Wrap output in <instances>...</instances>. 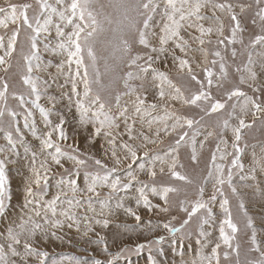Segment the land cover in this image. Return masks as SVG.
Segmentation results:
<instances>
[{
  "label": "snow or ice",
  "instance_id": "obj_1",
  "mask_svg": "<svg viewBox=\"0 0 264 264\" xmlns=\"http://www.w3.org/2000/svg\"><path fill=\"white\" fill-rule=\"evenodd\" d=\"M0 73V217L9 216L10 166L24 184L23 214L0 230V264H118L145 250L147 264H169L167 255L175 264H264V216L247 206H264V139L245 140L264 134V0H5ZM43 73L64 77L59 95ZM164 137L162 154H150ZM211 142L196 183L181 151L199 164ZM133 188L135 207L120 195ZM140 208L184 218L141 227ZM121 213L135 223L117 224L109 239ZM135 233L148 239L120 244ZM193 237L201 251L189 260L184 241ZM65 245L83 255L56 258Z\"/></svg>",
  "mask_w": 264,
  "mask_h": 264
},
{
  "label": "rangeland",
  "instance_id": "obj_2",
  "mask_svg": "<svg viewBox=\"0 0 264 264\" xmlns=\"http://www.w3.org/2000/svg\"><path fill=\"white\" fill-rule=\"evenodd\" d=\"M11 2L12 3H23V2H33L34 3V0H11ZM4 5H5V0H0V6H4ZM155 19L157 21H159L160 17L157 15ZM208 23L209 22H205L206 26ZM225 23L226 24L228 23V21L226 19H225ZM250 27L251 26L249 25V28ZM257 31H258V29H257ZM249 35H251V31L245 33V43H247V39H248ZM193 47H196V45L193 44ZM237 47H239V46H237ZM42 55H43V58L45 59V61L52 60L53 64H55L57 62V60L59 59V58H53L48 53H42ZM190 56H195L197 60L200 59V53H190ZM242 59H244V58L238 57L236 63H240V61ZM156 67L162 68L163 65L162 64L156 65ZM74 68H75V66L73 65V70H74ZM50 71L54 74L55 68H52ZM229 72H230V75H232L234 77V73L232 72V69H229ZM2 75H3V73H0V76H2ZM172 76H173V78H175L174 72L172 73ZM41 79L48 80L49 83L52 84V87L49 89L50 93L59 95L60 89L57 87V85L64 83V77L63 76L58 77L55 83L52 82L51 78L48 76L47 73L41 74ZM136 83H139V82H136ZM68 87H70V85ZM146 87L149 88L148 97H149V100H151L152 99L151 86L146 85ZM65 90H67V89H65ZM213 91L215 92V89H213ZM10 103H12V102L10 101ZM41 103L44 104L45 106H47L44 101H41ZM182 111H188V110L184 109ZM36 117H37V120L39 122V113L38 112L36 113ZM50 118L55 120V116H52ZM205 119L208 120L209 122H211L214 119V117L213 118L206 117ZM39 127H43L42 123L39 124ZM69 131H71L70 127H69ZM202 131H203V129H202ZM227 138L230 141V139H231L230 132L227 134ZM29 139H31V137H29ZM125 139H126V137H125ZM261 139H264V134L257 133L255 138H253L252 136H246L245 137V140L249 145L254 144V143H258L259 140H261ZM2 143H3V141H0V144H2ZM69 143H71V140L69 141ZM79 143H80V146L83 147L82 141ZM167 143H168V138L164 137L163 143H158L157 145H148V149L150 150V154L152 152H160L162 154L163 149H165L167 147ZM242 144H243V142H242ZM214 147H215L214 142H211L205 146L203 153L201 154L199 164H193L189 160L188 154L184 150L181 151L182 163L185 165L183 171H185L186 174H188L189 177L194 180V182L198 183L200 181V176L204 173V170L206 168V164L210 160V151L214 150ZM229 150H231V149L229 148ZM250 150L251 149L249 148V151ZM18 151L21 152V154L23 153L22 148H18ZM141 155H142V152H141ZM104 159L107 163H109V164L111 163V161L107 160L106 157ZM127 163L128 162L126 161L125 164H127ZM247 163H248V160H245L246 165H247ZM133 167L135 168V165H133ZM21 171L25 172V173L27 172L26 169H22ZM59 171H60L59 169L54 168V172H59ZM140 179L145 180L146 177L144 175H141ZM233 180L238 187L242 184V181L240 180L239 173L234 175ZM50 183H52L54 185L55 178H53V180H51ZM173 183L179 184L180 182L175 181ZM8 187H9V192L11 194V200L8 202V205H7V211L9 213V216L0 217V230H3L5 228V226H7L9 224L10 218L16 219V218H18L17 214H21V215L23 214V209H22V205L24 203L23 176L20 175L19 173H17L15 168L12 166H10V171H9V185H8ZM136 187H139V185H136ZM185 187L187 188L190 195H192L194 193V191H195L194 185L185 186ZM239 190L242 192L247 191L246 189H243V188H239ZM54 191H55L54 187L50 188L49 197H47V198H50ZM104 191H107V190H104ZM210 191H211V185L208 186V192L210 193ZM134 194H135V188L131 189L126 194L121 193L120 195L122 197H126V203H129V204H131V206L135 207L134 200L132 199ZM181 195H183V194H181ZM206 198H207V196H206ZM249 198L250 197H248V196L245 197L246 202L249 200ZM219 199L220 198L218 197V200ZM247 206L249 208L250 215L254 216L257 220L259 219V217L264 216V206L260 205L259 203H256V204L248 203ZM138 211H139V214L142 216V220H143L141 227H144V225H146L148 223L161 224L162 225L163 223L168 222V220L171 219L172 216L177 217L176 221H174L173 223L177 227H179L181 220L184 218V214L179 212L176 209H173L169 213L147 212L143 208H140ZM214 211H217V212L219 211L218 203L214 206ZM125 220H127V223L129 225H132L135 223V221L132 218L125 217L123 215V213H121L119 220L114 221V223L112 225H110V228L112 229V231H110L108 233L109 239H111V237L114 233V230L116 228V225L121 224V227H122V222ZM208 230L213 232V239L218 238V231H216L213 228H209ZM159 235H165L167 237V239H171V237H168L167 233L164 232L163 230H158L156 233L153 234V236H159ZM146 239H148V237H145L139 233L125 234V238H123L122 241H120V244L121 245H128L131 247L134 245V243L145 242ZM194 241H195L194 237H193L192 243H188L187 240L184 241V247L186 248V259L193 260V259H197L199 256V253L201 250L199 248V245L195 244ZM159 247H161L162 250H168V249L172 248V245L165 242L162 246H159ZM210 248H211V245L208 248L203 249V253L205 255H210L211 254ZM110 249L113 252L119 250L118 246L115 244L111 245ZM47 250L50 252V254L53 251L51 247H49ZM60 253H67V254L78 255V256L83 255V253H80L75 248L69 247L67 245H65L62 248L56 247V249H55L56 258H59ZM148 255H149V253L147 250H145L139 254H131L126 258L121 257V259L118 261V264H147ZM160 259L169 261V264H175V260H174L172 255L161 256ZM175 259H179V257L177 256V257H175Z\"/></svg>",
  "mask_w": 264,
  "mask_h": 264
}]
</instances>
